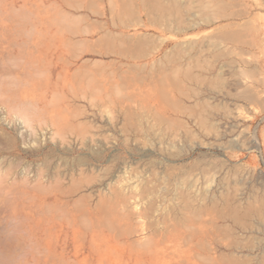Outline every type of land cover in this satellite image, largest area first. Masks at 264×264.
<instances>
[{
	"label": "rangeland",
	"instance_id": "obj_1",
	"mask_svg": "<svg viewBox=\"0 0 264 264\" xmlns=\"http://www.w3.org/2000/svg\"><path fill=\"white\" fill-rule=\"evenodd\" d=\"M145 13L0 0V264H264V35L163 42Z\"/></svg>",
	"mask_w": 264,
	"mask_h": 264
},
{
	"label": "crops",
	"instance_id": "obj_2",
	"mask_svg": "<svg viewBox=\"0 0 264 264\" xmlns=\"http://www.w3.org/2000/svg\"><path fill=\"white\" fill-rule=\"evenodd\" d=\"M136 9L146 12L137 26L156 27L157 36L163 42H176L172 37L190 36V42H217L244 44L246 36L264 35V11L253 13L246 0H131ZM241 7L239 10L231 9ZM260 20L259 28L248 30L252 21ZM263 21V23H261ZM167 37V38H166ZM254 42L260 39L253 38ZM243 46V45H242ZM244 55V51L242 52ZM206 59L208 57L206 56ZM230 60H237V73L245 71V61L238 56H216L220 74H225ZM262 56L248 65V69L260 75L264 72ZM217 68V69H218ZM213 73V72H212Z\"/></svg>",
	"mask_w": 264,
	"mask_h": 264
},
{
	"label": "bare ground",
	"instance_id": "obj_3",
	"mask_svg": "<svg viewBox=\"0 0 264 264\" xmlns=\"http://www.w3.org/2000/svg\"><path fill=\"white\" fill-rule=\"evenodd\" d=\"M85 1V3H88L89 2V0H84ZM88 6V5H87ZM123 11H128V9H124ZM63 17V16H62ZM105 38V37H104ZM107 38V37H106ZM114 39V38H113ZM112 39V40H113ZM92 40V39H91ZM100 40V39H99ZM107 40V39H106ZM106 40H102V42L100 43V42H98V43H100V44H102V45H106V43H105V41ZM138 41V40H137ZM139 42V44L140 43H142L141 41H138ZM114 44V43H113ZM76 45V44H75ZM115 45V44H114ZM114 45H110L111 47H113L112 49H113V51H111V49H110V46L109 45H107L109 48H105V51L106 50H108L109 52L111 51V52H116V50H114L115 48H114ZM117 45V44H116ZM130 45V44H129ZM138 45V44H137ZM141 45V44H140ZM139 46V45H138ZM106 47V46H105ZM122 47V46H121ZM126 47V46H125ZM139 47H141V46H139ZM94 48V47H93ZM101 48H103V47H101ZM142 48V47H141ZM140 48V49H141ZM96 49V48H95ZM121 49V48H120ZM123 49V48H122ZM122 49L120 50V52L122 53ZM125 49V48H124ZM129 49V47L127 48L126 47V50H128ZM133 49V48H132ZM139 49V50H140ZM94 50V49H93ZM131 50V49H130ZM130 50H128V52H130ZM97 51V50H96ZM104 51V50H103ZM123 51H125V50H123ZM102 52V51H101ZM103 53V52H102ZM164 93H166V92H164ZM116 197H118V196H116ZM119 198V197H118ZM122 198V197H121ZM125 202V201H124ZM103 205V204H102ZM125 210V209H124ZM126 212V211H125ZM129 213H131V212H129ZM124 226V225H123ZM112 227V226H111ZM109 229H110V227H109ZM114 230V229H113ZM24 231V230H23ZM38 230H29V233L30 234H35L36 232H37ZM39 231H42V232H44V233H46V234H49L50 232H52V230H39ZM117 232L118 233H120L119 232V230H117ZM207 232V231H206ZM208 232H210L209 230H208ZM207 232V233H208ZM27 233V232H26ZM203 230H201V232L199 231V232H196L195 233V235L196 236H202V237H204V235H203ZM28 234V233H27ZM117 234V233H116ZM205 234V233H204ZM58 236H60V234H58ZM207 236V235H206ZM32 238V237H31ZM200 239H201V237H200ZM33 242V241H32ZM27 246V245H26ZM20 248V247H19ZM36 248V247H35ZM47 249V248H46ZM37 251V250H36ZM46 252H47V250H46ZM124 252V251H123ZM51 254H52V252H51ZM24 255V254H23ZM42 255H43V252H42ZM89 256V255H88ZM49 258H51V255H50V257ZM48 258V256H44V257H42V258H40V257H37L34 253H29V254H27L26 255V257H25V262H29V261H35V262H37L38 264H41V263H44V264H46V263H48L49 262V259ZM101 257H99L98 258V261H97V264H102V262H101Z\"/></svg>",
	"mask_w": 264,
	"mask_h": 264
}]
</instances>
